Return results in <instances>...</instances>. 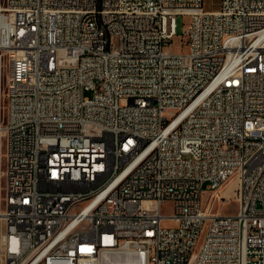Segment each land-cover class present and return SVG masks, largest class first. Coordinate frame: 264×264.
<instances>
[{
	"label": "built area",
	"instance_id": "1",
	"mask_svg": "<svg viewBox=\"0 0 264 264\" xmlns=\"http://www.w3.org/2000/svg\"><path fill=\"white\" fill-rule=\"evenodd\" d=\"M128 246L264 264V0H0V264Z\"/></svg>",
	"mask_w": 264,
	"mask_h": 264
},
{
	"label": "bare ground",
	"instance_id": "2",
	"mask_svg": "<svg viewBox=\"0 0 264 264\" xmlns=\"http://www.w3.org/2000/svg\"><path fill=\"white\" fill-rule=\"evenodd\" d=\"M200 231L202 235H215L218 231L216 218L202 217ZM203 260L204 252H201V247H194L192 261ZM100 264H143V256H138V248L135 246H128V249H119L114 254H110V249H103V257Z\"/></svg>",
	"mask_w": 264,
	"mask_h": 264
},
{
	"label": "rangeland",
	"instance_id": "3",
	"mask_svg": "<svg viewBox=\"0 0 264 264\" xmlns=\"http://www.w3.org/2000/svg\"><path fill=\"white\" fill-rule=\"evenodd\" d=\"M219 3V0H206V5L207 8H216ZM186 18L184 17H179V22H178V34L174 40V47L172 48L174 52H181L183 51V30H184V21ZM93 90L92 91H87L88 96H93ZM4 104V101H3ZM236 180H231L228 183H226L221 191L223 195L230 197L231 200L228 203H223L220 200L215 203V210L221 212L222 214H229V213H235L238 210V199H237V193H236ZM208 197V193H205L203 196V203L206 202V199ZM170 202L166 203L163 206V211L166 214L171 213V208H170Z\"/></svg>",
	"mask_w": 264,
	"mask_h": 264
}]
</instances>
